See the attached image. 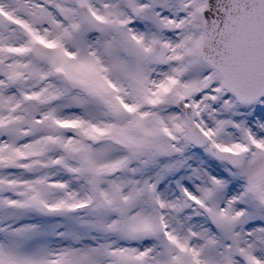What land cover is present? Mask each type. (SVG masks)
<instances>
[{
  "label": "snow or ice",
  "instance_id": "6c2138e0",
  "mask_svg": "<svg viewBox=\"0 0 264 264\" xmlns=\"http://www.w3.org/2000/svg\"><path fill=\"white\" fill-rule=\"evenodd\" d=\"M0 264H264V0H0Z\"/></svg>",
  "mask_w": 264,
  "mask_h": 264
}]
</instances>
